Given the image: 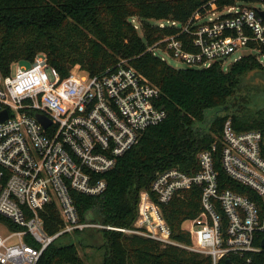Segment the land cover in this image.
Instances as JSON below:
<instances>
[{"label": "built area", "instance_id": "built-area-1", "mask_svg": "<svg viewBox=\"0 0 264 264\" xmlns=\"http://www.w3.org/2000/svg\"><path fill=\"white\" fill-rule=\"evenodd\" d=\"M257 3L259 8L247 3L197 12L186 23L163 20L162 27L176 26L178 32L149 50L186 67L219 62L227 69V59L245 49L233 62L255 53L264 64L259 12L264 0ZM183 33L186 39L179 37ZM78 70L62 76L39 53L31 63L16 62L10 74L0 72V215L14 225L0 221L8 228L0 233V264H37L56 238L88 226L178 245L210 256L212 264H264V128L239 131L230 117L223 124L222 146L214 141L199 151L195 172L177 167L156 172L150 189L140 192L133 226L80 221L72 191L103 194L108 181L102 174L167 112L158 104V86L125 59L97 74ZM218 163L233 183L257 198L222 189ZM192 186L201 187V211L184 228L192 239L185 244L172 238L162 205ZM52 202L64 224L51 235L41 211Z\"/></svg>", "mask_w": 264, "mask_h": 264}, {"label": "trees", "instance_id": "trees-1", "mask_svg": "<svg viewBox=\"0 0 264 264\" xmlns=\"http://www.w3.org/2000/svg\"><path fill=\"white\" fill-rule=\"evenodd\" d=\"M257 0H0V72L10 74L16 62L31 63L45 53L62 76L75 67L97 74L125 59L160 89L158 104L167 112L160 123L148 127L138 142L103 173L108 188L101 195L72 194L81 222L131 227L137 217L140 192L149 190L157 171L171 167L193 173L197 154L214 141L222 146L223 124L232 118L237 130L264 128V109L251 113L242 102L244 79L264 72L255 53H247L225 69L221 63L180 69L155 55L149 47L178 32L163 20L186 23L197 12L222 10ZM139 20V26L134 22ZM157 20L159 23H153ZM140 29V30H139ZM187 38V35L179 36ZM191 48V47H189ZM264 54V46L262 47ZM234 108L233 111H230ZM226 111V112H220ZM220 169L223 188L253 195L233 183ZM257 198V197H255ZM259 200V199H258ZM259 203L261 201L259 200ZM201 187L192 186L162 205L175 240L191 244L183 223L200 211ZM92 212L91 218L88 217ZM45 230L59 231L64 222L55 202L41 211ZM0 221L12 223L0 215ZM105 240L103 264H212L210 256L137 234L88 226ZM82 246L84 241H80ZM37 264H87L71 234L56 238Z\"/></svg>", "mask_w": 264, "mask_h": 264}, {"label": "rangeland", "instance_id": "rangeland-1", "mask_svg": "<svg viewBox=\"0 0 264 264\" xmlns=\"http://www.w3.org/2000/svg\"><path fill=\"white\" fill-rule=\"evenodd\" d=\"M254 7L259 8L260 4L255 2L253 3ZM264 9V8H263ZM224 12H227L225 9ZM219 13V12H218ZM212 15V14H210ZM134 22L139 26V20L135 19ZM153 23H159L157 20H152ZM162 22V21H161ZM160 22V23H161ZM140 30V29H139ZM245 49L238 50L233 53L226 61L225 66L228 67L234 60L244 53ZM166 57L167 62L173 67H186L185 64L178 59L171 57L163 53ZM26 64V63H25ZM74 72H78V68H73ZM247 87V90L243 91L240 96L245 95L246 102H242L245 106V110L255 113L258 110L264 109V72H252L248 74L244 79V89ZM234 108H231L230 111H233ZM221 113L226 111H220ZM92 212H89L88 217L91 218ZM191 224V219L186 220L183 223V228H188ZM8 228L4 225L0 226V233L5 234ZM72 238L79 247L81 256L85 259L87 264H103V257L105 252V240L102 236V233L97 230L88 229L82 235H76L72 233ZM84 241V244L80 246L81 242Z\"/></svg>", "mask_w": 264, "mask_h": 264}, {"label": "water", "instance_id": "water-1", "mask_svg": "<svg viewBox=\"0 0 264 264\" xmlns=\"http://www.w3.org/2000/svg\"><path fill=\"white\" fill-rule=\"evenodd\" d=\"M259 12L262 15V17L264 18V10H260ZM180 69H185V67H180ZM38 117L43 121V123H45V124L49 123V120L45 115L39 114Z\"/></svg>", "mask_w": 264, "mask_h": 264}]
</instances>
